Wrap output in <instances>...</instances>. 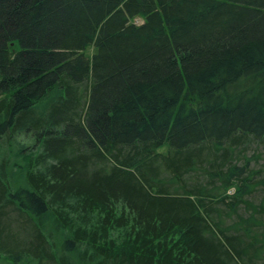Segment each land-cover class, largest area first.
I'll list each match as a JSON object with an SVG mask.
<instances>
[{
    "label": "trees",
    "instance_id": "trees-1",
    "mask_svg": "<svg viewBox=\"0 0 264 264\" xmlns=\"http://www.w3.org/2000/svg\"><path fill=\"white\" fill-rule=\"evenodd\" d=\"M0 264H264V0H0Z\"/></svg>",
    "mask_w": 264,
    "mask_h": 264
},
{
    "label": "rangeland",
    "instance_id": "rangeland-1",
    "mask_svg": "<svg viewBox=\"0 0 264 264\" xmlns=\"http://www.w3.org/2000/svg\"><path fill=\"white\" fill-rule=\"evenodd\" d=\"M135 21L136 22H142V18H139V17H137L136 19H135ZM93 51V49L91 48L90 49V52H92ZM232 191V190H231Z\"/></svg>",
    "mask_w": 264,
    "mask_h": 264
}]
</instances>
